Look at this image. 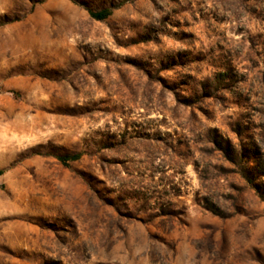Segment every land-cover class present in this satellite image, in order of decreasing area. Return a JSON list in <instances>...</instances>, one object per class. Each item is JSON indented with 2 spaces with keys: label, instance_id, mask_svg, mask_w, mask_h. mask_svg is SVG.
I'll use <instances>...</instances> for the list:
<instances>
[{
  "label": "rangeland",
  "instance_id": "374dc122",
  "mask_svg": "<svg viewBox=\"0 0 264 264\" xmlns=\"http://www.w3.org/2000/svg\"><path fill=\"white\" fill-rule=\"evenodd\" d=\"M0 171V264H264V0H0Z\"/></svg>",
  "mask_w": 264,
  "mask_h": 264
},
{
  "label": "trees",
  "instance_id": "16d2710c",
  "mask_svg": "<svg viewBox=\"0 0 264 264\" xmlns=\"http://www.w3.org/2000/svg\"><path fill=\"white\" fill-rule=\"evenodd\" d=\"M108 11H102L98 14H91V17L94 18L97 21H102L108 16ZM0 175H2V171H0Z\"/></svg>",
  "mask_w": 264,
  "mask_h": 264
}]
</instances>
